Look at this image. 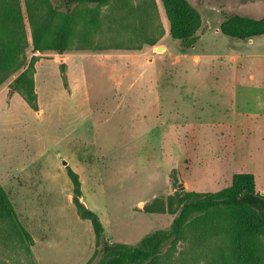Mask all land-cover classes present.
I'll list each match as a JSON object with an SVG mask.
<instances>
[{
	"label": "rangeland",
	"instance_id": "374dc122",
	"mask_svg": "<svg viewBox=\"0 0 264 264\" xmlns=\"http://www.w3.org/2000/svg\"><path fill=\"white\" fill-rule=\"evenodd\" d=\"M50 1L60 7L59 0ZM127 1L135 7L139 0ZM8 2L20 7L26 68L32 66L33 79L37 74V110L20 96L9 113L0 105V186L31 238L27 256L8 231V219L1 218L0 264H95L100 259L91 222L73 204L67 166L78 175L81 203L98 216L110 244L136 245L145 235L168 229L175 214L144 208L156 199L166 205L180 191L214 193L229 188L234 174L250 173L255 190L264 194V35L243 41L220 31L232 14L264 17V0H187L201 26L197 42L184 53L170 35L160 0H155L154 22L143 17V25L135 12L123 17L113 0L98 10L96 20L79 24L90 34L89 48L78 51L75 45L63 54L34 51L24 0H0L1 9ZM111 16L123 27L109 24ZM144 49L158 57L164 130L154 116H144L138 86L130 91L116 86L93 64L94 55ZM69 54H84L75 58L74 91L61 65ZM233 74L241 84L235 92ZM15 77L0 90L14 91ZM234 112L236 122L225 125ZM6 118L15 120L4 124ZM191 234L186 232L174 248L165 245L161 258H171L163 264H210L205 250L189 243Z\"/></svg>",
	"mask_w": 264,
	"mask_h": 264
},
{
	"label": "trees",
	"instance_id": "16d2710c",
	"mask_svg": "<svg viewBox=\"0 0 264 264\" xmlns=\"http://www.w3.org/2000/svg\"><path fill=\"white\" fill-rule=\"evenodd\" d=\"M59 1L60 7H55L50 0H24L33 50L63 54L75 45L78 51L88 49L90 34L80 31L82 28L78 27L79 24L85 23L89 18L96 20L95 14L98 10L113 0ZM160 1L169 24L170 35L179 41L180 50L184 53L198 40L200 15L187 0ZM115 3L120 6L117 9L125 12L123 17L135 12L141 25L143 17L146 21L154 22L157 16L155 0H139L135 7L127 0H115ZM83 9L92 15L87 17L82 13ZM111 17L107 20L109 24L116 22V27H123L120 25L122 21ZM220 31L225 36L243 41L263 36L264 17L254 19L232 14L222 21ZM155 42L152 41L149 45L154 46ZM27 46L20 7L16 2L12 6L8 2L1 9L0 3V87L12 76H16L12 88L32 110H37L34 79L29 70L32 66L26 68L29 66L25 57ZM66 173L73 185V204L78 214L91 222L96 243L100 246L101 257L95 264H163L162 261H169L171 258H161L165 245L170 244L174 248L188 231L192 233L188 238L189 243L203 248V256L210 257V264L264 263V194L255 190L254 177L250 173L234 174L229 188L214 193L180 191L169 197L166 205L156 199L144 208L147 213L169 212L175 214V217L168 229L153 231L136 245L110 244L105 240L104 228L98 216L80 201L81 184L78 175L68 166ZM4 217L10 223L7 229L11 231L12 238L21 246L24 254L30 256L28 242H31V238L17 222L0 186V221Z\"/></svg>",
	"mask_w": 264,
	"mask_h": 264
},
{
	"label": "crops",
	"instance_id": "0c3cea01",
	"mask_svg": "<svg viewBox=\"0 0 264 264\" xmlns=\"http://www.w3.org/2000/svg\"><path fill=\"white\" fill-rule=\"evenodd\" d=\"M83 55L69 54L64 55L62 57L63 59H61L63 62L61 65L65 68V75L67 76V79L69 81L71 91H74L73 84H75L73 78L76 73L74 67L76 66L75 58L81 57ZM157 59L158 57L152 55L151 51L144 49V51L140 54H120L116 52H110L103 53L100 55H94L93 64H96L101 70H103V72L105 71V74H107V78L112 83H115L116 86H124L128 91L138 86L140 91L142 92L144 99L142 105L144 116H154L157 122V126L162 127V129L164 130L166 118L164 116L165 113L163 112L162 108H165V103L163 101L164 99L161 94V87L158 83L157 73L155 70ZM137 70H139L138 76H135V72ZM36 79L37 74L35 73L34 80L36 81ZM233 80V87L235 92L238 86L241 87V84L240 82H238L237 74L236 77L233 74ZM143 93H147V95H145L144 97ZM16 96L20 95L15 91L11 92L9 89L7 90L5 88L0 90V105H3L7 108L6 112L9 113V110L11 109L13 104V99ZM8 113H6V115ZM7 117H9V115ZM6 120L8 121L3 120V123L10 125L9 122H13V120L15 119L6 118ZM173 121L175 122V125H178L177 122H179V124L181 122V120L176 119H174ZM229 121L230 120L225 121L224 124L229 125L234 124L236 122V112H234L232 116V122Z\"/></svg>",
	"mask_w": 264,
	"mask_h": 264
},
{
	"label": "water",
	"instance_id": "95a60500",
	"mask_svg": "<svg viewBox=\"0 0 264 264\" xmlns=\"http://www.w3.org/2000/svg\"><path fill=\"white\" fill-rule=\"evenodd\" d=\"M159 50H161V47L159 46V47H157V51H159ZM11 92H13L12 90H11ZM64 165H66V163L64 162Z\"/></svg>",
	"mask_w": 264,
	"mask_h": 264
}]
</instances>
